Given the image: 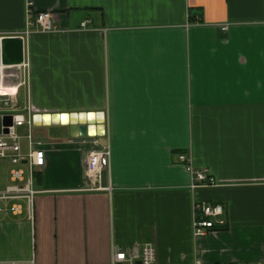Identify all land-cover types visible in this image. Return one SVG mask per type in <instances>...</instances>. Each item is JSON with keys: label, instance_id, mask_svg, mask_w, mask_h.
I'll return each instance as SVG.
<instances>
[{"label": "crops", "instance_id": "obj_1", "mask_svg": "<svg viewBox=\"0 0 264 264\" xmlns=\"http://www.w3.org/2000/svg\"><path fill=\"white\" fill-rule=\"evenodd\" d=\"M27 8L61 30L25 36ZM12 35L27 84L0 85V114L30 105L45 159L32 219L23 201L0 214V260L108 264L111 245L145 241L156 264L264 260V0H0V36ZM64 115L107 131L108 190L85 189L91 138L42 122ZM179 153L217 186L191 190ZM193 200L222 204L224 227L194 237Z\"/></svg>", "mask_w": 264, "mask_h": 264}, {"label": "built area", "instance_id": "obj_2", "mask_svg": "<svg viewBox=\"0 0 264 264\" xmlns=\"http://www.w3.org/2000/svg\"><path fill=\"white\" fill-rule=\"evenodd\" d=\"M33 14V15H32ZM197 20L189 21L188 25L198 24ZM54 16L51 11L43 10L32 13L27 8L26 28L23 32L25 36L33 32L50 33L61 29L54 24ZM89 20L80 22L78 30L90 29ZM21 36V35H19ZM27 61L16 66L0 65V85H4L11 80H15L17 87L27 84L23 78L21 69L27 67ZM0 102L3 97L8 95L1 94ZM3 115V114H0ZM12 124L7 127V133H0V159H7L11 164L10 183L0 190V214L12 213L18 214L22 210L23 201L26 206L27 214L32 219L33 204L36 190L33 186L34 171L43 166L45 159L44 151L37 148L39 142L33 140V128L35 124L34 114H31V107L27 105L25 113H12ZM95 124L89 125L95 127ZM24 128L23 136L18 133V128ZM96 130V128H94ZM107 131L103 129L100 134H90L86 137H75L81 140L91 138L95 147L90 148L84 159V176L86 178L87 190H108L106 179L110 168V146L108 139L105 143H99L98 136L108 137ZM24 137L27 142V151L23 152L21 147V138ZM179 162L184 165L185 170L190 177L189 188L195 190L198 188H209L217 186L215 178L207 169H199L193 166L191 157L179 153L177 155ZM102 172H105V183L102 180ZM223 206L218 202L198 201L192 202V234L194 237L205 235L209 231L224 227L225 219L223 217ZM0 264H35L33 258L27 260H0ZM108 264H156L155 246L150 241L142 242L137 251H129L117 245H111V253ZM193 264H209L199 258H195ZM213 264H264L263 261L256 262H218Z\"/></svg>", "mask_w": 264, "mask_h": 264}, {"label": "water", "instance_id": "obj_3", "mask_svg": "<svg viewBox=\"0 0 264 264\" xmlns=\"http://www.w3.org/2000/svg\"><path fill=\"white\" fill-rule=\"evenodd\" d=\"M24 62V43L23 37L12 36H0V65L2 66H16L21 65ZM12 114L0 115V133H7V127L12 124ZM42 122L45 123L43 120ZM98 120L93 115H89L85 119L69 120L65 122L68 125L70 137H86L88 136L89 125L97 124ZM64 124L61 120H51V124ZM100 126L101 124L98 123ZM102 180L105 183V172H102Z\"/></svg>", "mask_w": 264, "mask_h": 264}, {"label": "rangeland", "instance_id": "obj_4", "mask_svg": "<svg viewBox=\"0 0 264 264\" xmlns=\"http://www.w3.org/2000/svg\"><path fill=\"white\" fill-rule=\"evenodd\" d=\"M15 80H13V82H14ZM13 82H11V84L13 83ZM50 125V124H49ZM35 126H36V124H34V128H35ZM39 127H37V128H42L43 127V125H38ZM46 126H48V125H46ZM49 127H51L52 129H54V126L53 125H50ZM33 128V129H34ZM46 129H48V128H46ZM66 129V128H65ZM19 130V129H18ZM49 131H51V130H49ZM21 144H22V141H21ZM8 169H9V165H8V163L7 162H0V178H2L3 180H5L6 178H7V171H8Z\"/></svg>", "mask_w": 264, "mask_h": 264}, {"label": "bare ground", "instance_id": "obj_5", "mask_svg": "<svg viewBox=\"0 0 264 264\" xmlns=\"http://www.w3.org/2000/svg\"><path fill=\"white\" fill-rule=\"evenodd\" d=\"M1 94H2V93H1ZM3 94H4V93H3ZM50 117H51V116H50ZM42 118H43V120L46 121L47 123L50 122V121L52 120V117H51V118H46V116H43ZM53 119H54V120H61V121L64 122V123L69 121V117H68V116H65V115H64L63 117H60V116H58V117H57V116H54ZM35 120L39 121L38 119H35ZM89 131H90V133H92V134H93V133H96V130L93 129V127L90 128Z\"/></svg>", "mask_w": 264, "mask_h": 264}, {"label": "trees", "instance_id": "obj_6", "mask_svg": "<svg viewBox=\"0 0 264 264\" xmlns=\"http://www.w3.org/2000/svg\"><path fill=\"white\" fill-rule=\"evenodd\" d=\"M195 15H196V12L195 11L193 13L190 12V14H189L190 19L194 18Z\"/></svg>", "mask_w": 264, "mask_h": 264}]
</instances>
